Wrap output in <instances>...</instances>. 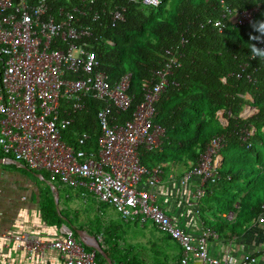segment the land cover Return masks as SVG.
<instances>
[{
  "label": "built area",
  "instance_id": "2783aa9c",
  "mask_svg": "<svg viewBox=\"0 0 264 264\" xmlns=\"http://www.w3.org/2000/svg\"><path fill=\"white\" fill-rule=\"evenodd\" d=\"M139 3L146 10L160 2L140 0ZM103 6L100 8L102 14L106 13ZM121 12L116 8L108 12L112 25L123 21ZM74 13L84 16L86 11L76 7L70 10L58 7L51 11L48 0H0L2 163L33 173L44 172L47 175L45 182L49 185L82 190L97 204L111 207L125 223H149L157 234L177 245L179 264L190 261L197 264H255L258 258L264 259V245L236 260L228 259L227 255L222 259L209 255L207 243L217 239L216 233L204 228L199 235L193 236L181 229L156 202L154 190L162 183L164 171L159 166L146 167L140 163L139 150H155L164 135V129L152 123L154 104L165 91L167 77L179 66L178 49L165 51L161 67L151 72L149 80L140 83L141 100L127 119L119 120L118 116L134 101V94L128 92L132 74L124 72L108 83L91 50V31L87 26L79 25ZM257 13L255 6L233 14L225 10L223 17L231 25L243 26L251 23ZM99 16L94 11L91 20L96 21ZM217 21L208 20L207 24L221 29L223 25L219 21L217 27ZM235 77L239 78L240 74ZM88 97L101 103L96 114L99 130L95 147L87 146L90 137L85 131L75 133L74 145H68L62 139V132L72 123L74 115L84 110V100ZM252 114L245 113L242 119ZM216 115L215 123L225 127V112L218 111ZM252 132V128L241 131L239 140L247 147ZM223 146L222 134L211 136L196 163L180 174L177 185L182 189L192 180L196 181L192 193L195 201L204 197L208 183L221 180L218 169ZM165 177L166 181L174 179L169 173ZM230 178L225 176L227 181ZM19 199L25 200L23 196ZM222 217L232 221L234 214L229 212ZM263 226L264 203H261L258 215L246 230ZM236 239V235H231V241ZM85 241L89 246L65 225L58 227L54 236L3 228L0 229V250L6 255L0 256V264H13L8 256L10 252L15 256L23 254V262L29 264L47 253L57 257L59 264H104L95 260L94 243Z\"/></svg>",
  "mask_w": 264,
  "mask_h": 264
},
{
  "label": "trees",
  "instance_id": "16d2710c",
  "mask_svg": "<svg viewBox=\"0 0 264 264\" xmlns=\"http://www.w3.org/2000/svg\"><path fill=\"white\" fill-rule=\"evenodd\" d=\"M48 1L51 11L58 7L86 11L84 16L74 15L79 25L90 29L91 50L108 83L124 72L132 74L128 92L134 94V101L118 116L119 120L127 119L139 103L140 83L149 80L151 72L161 67L165 51L178 49L179 66L167 77L165 91L154 104L152 123L161 126L164 135L155 150H139L140 163L165 168L168 164L187 161L191 167L210 137L222 134L224 146L218 169L222 178L206 185L205 195L198 203L199 210L206 217L205 212H210L212 221L204 222L217 237L230 239L231 235L239 234L243 238L244 229L264 203V61L249 54L250 23L234 26L223 15L225 10L233 14L257 6L258 13L252 21L261 19L264 0H159L158 6L146 10L140 0ZM102 4L104 14L100 13ZM115 8L122 11L123 21L112 25L108 12ZM94 11L100 14L96 21L91 20ZM208 20H219L223 27L214 28L207 24ZM257 46L264 47V44ZM236 74L240 77L236 78ZM84 103V110L74 115L72 123L62 132V139L73 146V135L85 131L90 137L87 146L93 148L99 130L96 114L101 103L89 97ZM247 106L255 112L242 119L240 114ZM218 111L225 112L227 124L223 128L214 121ZM248 111L246 109L245 113ZM250 128L253 132L248 137L247 147L239 137L242 130ZM44 175L46 181L47 175ZM227 175L231 177L229 181L225 179ZM229 212L234 214L233 220L222 221L221 216ZM39 214L48 227L57 229L64 224V216L53 209L40 208ZM110 235L115 238L113 233ZM127 250L124 248L122 254L114 253L108 247L102 252L117 263L143 264L139 259H131ZM95 260L104 262L99 253L95 254ZM162 262L166 264V260Z\"/></svg>",
  "mask_w": 264,
  "mask_h": 264
},
{
  "label": "crops",
  "instance_id": "0c3cea01",
  "mask_svg": "<svg viewBox=\"0 0 264 264\" xmlns=\"http://www.w3.org/2000/svg\"><path fill=\"white\" fill-rule=\"evenodd\" d=\"M0 164L8 165L4 163ZM188 167L189 165L182 167V165L179 166L168 164L167 166H165V168H162V170L164 171V179L162 183L157 187V189L154 190V192L157 198V204L162 207L166 213L173 214L176 217L172 218L176 222V224L188 234L197 236L204 228L208 227L206 225V222H211L212 217L210 216L209 211L205 212L204 210L205 214L208 217L200 212L198 203L201 199L199 201H195L192 198L193 189L196 186L195 180H192L190 183H188L184 189L180 188L177 185V180L180 174ZM168 173L173 174V181L165 180V176ZM57 188H59V190H62V188L60 187ZM3 189H0V229L12 228L17 232L24 231L39 235L46 234L49 236H54L56 229H54L53 227H48L40 218V208L38 204L28 203L24 194L22 195L25 198L24 201H20L19 198L21 196L19 198H16L17 188H15L12 184H8V186ZM63 190L65 192L67 191L65 188H63ZM81 191L82 190H69V195H73L76 192L78 193ZM68 196L65 195L64 198H67ZM101 207L105 209L108 207L113 211V209L107 205H101ZM221 219L222 221L226 220L222 216ZM204 220L206 222H204ZM126 227L128 229V233L126 235H122L121 233H119V231L121 230L123 233L124 229H119L118 226L116 228V231H113L117 235L116 241L119 248V253L122 254L123 249L128 248L129 253H131L130 258L139 259L143 264H156L162 262L163 260H166V264H179L178 260L180 251L175 243L165 241V238H163L161 235H158L154 231H150L149 228L146 227V224L140 225L136 222L127 223ZM89 228L90 227L82 231L92 236V234L89 233ZM247 228L244 229L245 232L243 234V238H241V235L239 236V234H236L237 239L235 241L226 239V237H217L216 240H210L207 243L208 254L218 259H222L227 255L228 259L236 260L243 254L256 252L258 249H260V247L264 245V226L261 229L250 228V230H246ZM146 231L152 236L153 239V247L151 253L152 257L149 256L147 252L148 250H150L147 244H142L139 241H135L134 239L136 235L144 236L146 234ZM226 235L229 236L227 232ZM100 246L102 248V251L108 250V247H104L102 245V242ZM3 255L6 254L1 253L0 250V256ZM8 256L13 260V264H29L23 262V254L15 256L10 252L8 253ZM160 257H163V260ZM101 263L106 264L105 260ZM30 264H59V260L51 253H47L41 258L35 259ZM162 264L165 263L162 262ZM188 264L197 263L194 261H190ZM255 264H264V259L258 258Z\"/></svg>",
  "mask_w": 264,
  "mask_h": 264
},
{
  "label": "rangeland",
  "instance_id": "374dc122",
  "mask_svg": "<svg viewBox=\"0 0 264 264\" xmlns=\"http://www.w3.org/2000/svg\"><path fill=\"white\" fill-rule=\"evenodd\" d=\"M246 109L253 112V114L255 112L254 109L245 108L244 114ZM250 112L248 111L246 114ZM223 117L225 118V115ZM216 120H218V116H216L214 121L216 122ZM189 164L190 163L186 161V163H176L174 165H182L183 167ZM36 175H41L42 179H39ZM43 177L45 178L44 173L36 174L23 168H16L10 164H0V189L6 188L8 184L14 185V187L17 188L16 198H19L24 194L28 203L38 204L39 208L44 207L47 210L53 209L55 212L61 213L64 216L63 225L72 228L75 231L85 230L90 227L89 233L97 240L100 248V244L102 242L104 247H110L113 249L114 253H118L119 248L116 241L117 235L113 231H116L118 226L119 229H124L123 233L122 230L119 231V233L126 235L128 233V229L126 227L127 223L123 222L118 215H116L108 207L106 209L102 208L101 204H97L91 196L82 191L69 195V189L65 188L67 190L65 192L63 188L62 190L55 188L57 193V204L55 205L53 192L45 183ZM65 195L69 196L64 198ZM166 214L170 218H176L173 214ZM146 227L149 228L150 231L157 233L149 223H146ZM109 233H113L115 238H112V235ZM145 233L146 234L144 236L136 235L134 239L142 244H147L151 250V252L150 250L147 252L149 256L152 257L153 239L147 231ZM112 239H115V241ZM114 242L115 246H113ZM160 258L163 260V257ZM156 264H162V262Z\"/></svg>",
  "mask_w": 264,
  "mask_h": 264
},
{
  "label": "clouds",
  "instance_id": "9594fccd",
  "mask_svg": "<svg viewBox=\"0 0 264 264\" xmlns=\"http://www.w3.org/2000/svg\"><path fill=\"white\" fill-rule=\"evenodd\" d=\"M216 26L219 27V21H217ZM250 27L252 32L249 34V54L254 59L264 61V47L257 46L264 44V17L252 21Z\"/></svg>",
  "mask_w": 264,
  "mask_h": 264
},
{
  "label": "water",
  "instance_id": "95a60500",
  "mask_svg": "<svg viewBox=\"0 0 264 264\" xmlns=\"http://www.w3.org/2000/svg\"><path fill=\"white\" fill-rule=\"evenodd\" d=\"M246 108L253 109L250 106H247ZM243 112H244V109H243V111L240 114L241 118H244ZM0 163H2V159H0ZM36 177H38L39 179H42L41 175H36ZM47 185L51 189V191L53 192L54 201H55V205H56L57 204V193H56V190H55L53 185H49V184H47ZM75 233L77 235V238L80 239L87 246H89V244L86 243L85 239L90 238L93 241V243H94V244H92V247H94L96 249L97 253H99L103 257V259L105 260L106 264H112L111 260L109 258H107L105 256V254L102 252V249L98 246L97 240L93 236L88 235L87 233H85L82 230H77V231H75Z\"/></svg>",
  "mask_w": 264,
  "mask_h": 264
},
{
  "label": "bare ground",
  "instance_id": "6f19581e",
  "mask_svg": "<svg viewBox=\"0 0 264 264\" xmlns=\"http://www.w3.org/2000/svg\"><path fill=\"white\" fill-rule=\"evenodd\" d=\"M87 240H89V241H91L93 243V241L90 238H88Z\"/></svg>",
  "mask_w": 264,
  "mask_h": 264
}]
</instances>
